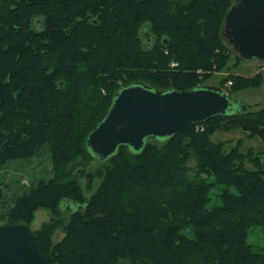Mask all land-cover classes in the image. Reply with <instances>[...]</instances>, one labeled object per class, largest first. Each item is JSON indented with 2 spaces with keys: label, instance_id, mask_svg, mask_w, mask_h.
<instances>
[{
  "label": "trees",
  "instance_id": "16d2710c",
  "mask_svg": "<svg viewBox=\"0 0 264 264\" xmlns=\"http://www.w3.org/2000/svg\"><path fill=\"white\" fill-rule=\"evenodd\" d=\"M236 1L0 0V165L46 146L53 173L15 196L1 224L29 225L46 209L32 231L53 264H264L263 243L247 241L255 227L264 237V149L211 139L240 129L264 144V106L148 138L140 151L120 145L103 160L85 145L122 85L189 89L232 55L237 67L221 31ZM219 81L236 92L263 74Z\"/></svg>",
  "mask_w": 264,
  "mask_h": 264
},
{
  "label": "water",
  "instance_id": "95a60500",
  "mask_svg": "<svg viewBox=\"0 0 264 264\" xmlns=\"http://www.w3.org/2000/svg\"><path fill=\"white\" fill-rule=\"evenodd\" d=\"M221 31L242 59L264 60V0L234 2ZM247 108L220 85L160 90L142 82L127 83L117 89L85 145L103 160L120 145L140 151L148 138L166 139L215 115ZM0 264H53V258L39 252L36 235L27 224H0Z\"/></svg>",
  "mask_w": 264,
  "mask_h": 264
},
{
  "label": "rangeland",
  "instance_id": "374dc122",
  "mask_svg": "<svg viewBox=\"0 0 264 264\" xmlns=\"http://www.w3.org/2000/svg\"><path fill=\"white\" fill-rule=\"evenodd\" d=\"M235 55H232L229 59L226 67L219 72H214L208 77L203 84L220 85V79L230 72L250 76L260 71L263 74V82L258 87H246L236 92H229L228 88L225 90L233 96L235 99L242 101L245 105L250 106L249 109L256 110L264 106V60H258L255 58L241 59L235 67ZM242 139V150L252 148L255 152H259L264 149V144L258 136H248L246 132L240 129H233L228 131L217 130L211 135L213 141H222L225 149H229L237 143L238 139ZM261 161H264V157L261 154ZM246 167H252V163L246 161ZM264 165V162H263ZM96 166V163L92 162L85 167ZM53 175L52 164L50 159V152L46 146L41 147L35 152L32 157L18 158L11 160L7 163L0 165V182L5 184L1 186L2 191L6 195V199L0 198V214L7 210L13 203L15 196L22 194L24 190L34 181L39 178L48 179ZM81 186L86 184L85 178H81ZM98 183L96 179L94 187L91 190H86V194L90 195ZM50 219V214L46 209L39 208L35 211L34 217L28 225L31 230H37L42 223L47 222ZM3 220L0 219V224ZM63 236L62 230L56 229L52 235L53 241H58ZM247 241L251 244L264 245V237L261 230L258 227L252 228L249 231Z\"/></svg>",
  "mask_w": 264,
  "mask_h": 264
},
{
  "label": "built area",
  "instance_id": "2783aa9c",
  "mask_svg": "<svg viewBox=\"0 0 264 264\" xmlns=\"http://www.w3.org/2000/svg\"><path fill=\"white\" fill-rule=\"evenodd\" d=\"M175 64H176V62H172V63H171V65H175ZM228 83L230 84L231 82L229 81Z\"/></svg>",
  "mask_w": 264,
  "mask_h": 264
},
{
  "label": "bare ground",
  "instance_id": "6f19581e",
  "mask_svg": "<svg viewBox=\"0 0 264 264\" xmlns=\"http://www.w3.org/2000/svg\"><path fill=\"white\" fill-rule=\"evenodd\" d=\"M225 89V88H224ZM226 91V90H225Z\"/></svg>",
  "mask_w": 264,
  "mask_h": 264
}]
</instances>
